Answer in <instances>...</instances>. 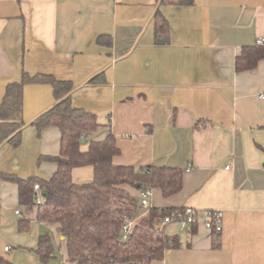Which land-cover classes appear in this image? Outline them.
Returning <instances> with one entry per match:
<instances>
[{"label": "crops", "instance_id": "0c3cea01", "mask_svg": "<svg viewBox=\"0 0 264 264\" xmlns=\"http://www.w3.org/2000/svg\"><path fill=\"white\" fill-rule=\"evenodd\" d=\"M157 9L169 27L166 46L153 43ZM100 36L111 45H98ZM258 40H264V0H194L190 7L155 0H0V103L22 71L69 81L72 105L97 118L93 137L113 134L120 150L114 164L182 170L181 190L170 197L151 190L149 207L192 208L196 223L186 231L164 225L179 246L151 264H264V59L252 70L235 69L242 49ZM98 75L103 83L87 84ZM54 104L51 86L24 87L21 143L0 147V173L44 180L54 174L56 165L42 159L58 155L59 130L38 134L31 126ZM92 178L91 167L72 171L76 184ZM126 190L139 201L138 189ZM210 210L222 213L217 238L204 227ZM23 217L17 186L1 182V257L42 264L35 250L44 233L53 246H65L54 226L34 215L29 230L19 232ZM61 264H74L65 247Z\"/></svg>", "mask_w": 264, "mask_h": 264}, {"label": "trees", "instance_id": "16d2710c", "mask_svg": "<svg viewBox=\"0 0 264 264\" xmlns=\"http://www.w3.org/2000/svg\"><path fill=\"white\" fill-rule=\"evenodd\" d=\"M155 2L179 7L194 5V0ZM96 43L111 45L110 39L105 40L104 36L98 37ZM153 43L155 46L169 44L168 23L159 9L153 17ZM262 59L264 46L245 47L235 59V69L238 72L252 70ZM101 83L98 75L87 84ZM34 84L51 86L55 104L34 119L31 126L38 134L48 127H56L60 145L57 156L42 159L56 165V171L48 180L0 173V183L17 186L18 205L24 215L18 223L19 232L29 230L31 215L37 222L53 225L64 239L67 259L74 264H151L162 260L165 250L178 248L179 244L164 233L158 220L183 208L150 207L146 214L139 216L143 208L126 188L159 189L164 197H170L182 188V170L169 166L114 164L113 159L120 150L113 134L109 131L102 139L93 137L100 125L94 114L72 105L74 87L71 82L22 71L18 81L8 83L0 103V147L5 143L13 147L20 145L25 126L23 89ZM83 146H87L86 150ZM83 167L92 168L93 178L88 183L76 184L72 171ZM34 185L47 191L40 204L34 200ZM124 217L134 220L127 240L122 239ZM35 253L42 264L53 258L54 246L49 234L39 236ZM0 264L13 263L0 256Z\"/></svg>", "mask_w": 264, "mask_h": 264}, {"label": "built area", "instance_id": "2783aa9c", "mask_svg": "<svg viewBox=\"0 0 264 264\" xmlns=\"http://www.w3.org/2000/svg\"><path fill=\"white\" fill-rule=\"evenodd\" d=\"M258 46H264V40H258L256 43ZM264 98V97H263ZM34 200L36 204H40L43 200L41 194L42 190L38 185H34ZM151 196L150 189H144L139 191L138 200L140 206L147 210L149 207ZM17 215H20V212H16ZM134 220L124 217V225L122 226V239L127 240L128 235L130 234ZM161 227L164 225L174 222L179 226L180 231L189 230L196 223V211L192 208H183L182 211H177L171 216L164 217L163 219L158 220ZM204 227L209 231L212 237H219L223 231V221L222 213L219 210H210L206 212V220L204 222ZM9 250L8 247L4 249L5 252Z\"/></svg>", "mask_w": 264, "mask_h": 264}, {"label": "rangeland", "instance_id": "374dc122", "mask_svg": "<svg viewBox=\"0 0 264 264\" xmlns=\"http://www.w3.org/2000/svg\"><path fill=\"white\" fill-rule=\"evenodd\" d=\"M140 213L141 212L139 211L138 215ZM47 232L51 233L49 229L47 230ZM62 254H64V245L62 244L60 248L58 247V245L54 246V256L47 262V264H61Z\"/></svg>", "mask_w": 264, "mask_h": 264}, {"label": "water", "instance_id": "95a60500", "mask_svg": "<svg viewBox=\"0 0 264 264\" xmlns=\"http://www.w3.org/2000/svg\"><path fill=\"white\" fill-rule=\"evenodd\" d=\"M81 143L84 144V141H82ZM41 194H42L43 197H46L47 196V191L46 190H43L41 192Z\"/></svg>", "mask_w": 264, "mask_h": 264}]
</instances>
